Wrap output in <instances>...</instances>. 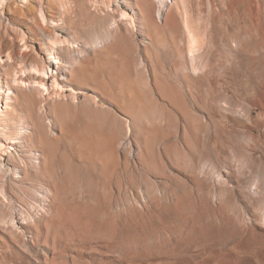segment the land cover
Segmentation results:
<instances>
[{
    "label": "rangeland",
    "instance_id": "rangeland-1",
    "mask_svg": "<svg viewBox=\"0 0 264 264\" xmlns=\"http://www.w3.org/2000/svg\"><path fill=\"white\" fill-rule=\"evenodd\" d=\"M71 1L79 9L57 25L58 0H8L0 13L1 95L13 86L15 115L34 103L45 139L28 141V124L18 176L0 172V264H264V0H185L209 52L197 73L176 56L175 0H151L153 46L143 0ZM45 50L75 64L58 70ZM34 57L72 82L71 105L51 80L42 96L13 84L37 76Z\"/></svg>",
    "mask_w": 264,
    "mask_h": 264
},
{
    "label": "bare ground",
    "instance_id": "bare-ground-1",
    "mask_svg": "<svg viewBox=\"0 0 264 264\" xmlns=\"http://www.w3.org/2000/svg\"><path fill=\"white\" fill-rule=\"evenodd\" d=\"M7 1L8 0H0V10H1L0 13H1V15H2V10H5L4 8H6V7H4V5H7V3H9ZM107 1H109V0H99L98 2H95L94 6H93L94 9L95 10L98 9L99 3L107 5ZM14 2H15V0H14ZM18 2L23 6L31 7V9L32 8L34 9V7L31 4L33 2V0H18ZM39 3H40V1H39ZM160 3H162V0L160 1ZM175 3H176V11L179 12V16H180V22L179 23H180V29L182 32V41H180V43L176 44L174 47L175 52H176V56H177V58L179 57L181 59H185V62L189 61L191 71L193 73H197V71H199L201 67L209 66V52H208V50L204 51L205 39H204V35L202 32V28L200 26V23L193 20V18L191 16V12L188 10V8L185 5V0H175ZM134 5H135V8L138 10V14L141 17V21H139V22L145 28L147 34L149 35V38H151V46H153L154 39L151 36V33L156 32L155 27H154V23H153V20L156 19V17L153 16V13L155 10V5L153 4V2L151 0L136 1ZM100 6H102V5H99V7ZM116 6L119 8V4H117ZM57 7H58V11H61V12H57L59 14V16H58V19L56 21L52 20L53 21L52 23H54V25H57V23H59V22H64V19L62 18V16H65L66 14H69L70 12H72L73 14H76L75 12L77 9H79L78 8L79 4H77L76 2L71 1V0H58ZM24 9L26 10V8H24ZM38 9H39V11H38L39 12V18L44 23L45 22V17H44L45 13L43 14L42 6L40 4H38ZM17 10H18V8H17ZM20 10H22V9H20ZM34 12H35V10H34ZM119 16L122 18V20L126 19L127 20L126 24L129 27H132L133 19L131 17H129V15L122 12V10H121ZM75 17H78V16L75 15ZM2 18H3V15H2ZM128 18L130 20H128ZM162 18L164 19V17H162ZM4 19H7V18H4ZM36 21H37V19H36ZM5 22H6V20H5ZM36 23L38 24V22H36ZM85 23H87V22H85ZM163 24L165 26H167L168 22L166 19H164ZM43 34L45 35V33H43ZM156 34H157V32H156ZM109 37H110V34L107 33L105 36V40H107ZM47 38L49 41H51L54 39L56 40L57 37L55 35H53L52 33H49L47 35ZM66 43H67V45H70V43H68L67 41H61V42L58 41L59 45L60 44L65 45ZM99 44H101V42H99ZM22 47H24V46H22ZM70 47H71V45H70ZM74 47H76V46L74 45ZM26 48H27V46H26ZM51 49H53V48H51ZM66 49L68 51L69 46H67ZM152 50H153V47H152ZM45 53L49 57V59L52 60V62L55 64V66L57 67L58 70H60L61 68H69V66H72L75 64L74 60L66 62V61H63V60L55 57L54 56L55 51H54V53H52L51 51L45 50ZM12 58H13V56H12ZM0 62H1V59H0ZM53 63H51V64H53ZM0 67H2V66L0 65ZM23 70H24V68L20 69L18 71V73H24ZM27 70L35 73L37 76H28L25 79H23V77L21 78L20 76H18L16 78V75H17V73H16L14 75L15 78L12 80L13 84H15L19 87H23L22 85H25L26 82L27 83L30 82L35 86L34 90L37 92V94L39 96H42L43 92L46 93L48 91L47 85H48L49 81L51 80L52 86H54L56 88L55 94L58 97L64 96L63 89L65 87H68L66 89H68V91L70 92V101L67 102V104L71 105V103H73L76 100L75 95H76L77 91H75L71 87L72 82L70 80L64 78V77L60 80H58L59 77L57 78L56 76L48 77V71L50 70V67L45 66V63L43 62V60H41L39 62L34 57V59H32L31 62L29 63V65L27 66ZM65 72L69 73L67 70ZM11 73L12 72H9L8 74H11ZM39 75L43 76L44 78L40 77ZM45 77H47V78L45 79ZM2 85H3V81H2V78L0 76V134H2V136H3V137H0V172L5 173V172L11 171L9 168L5 169V166H8L11 169L13 168L12 174L13 175L17 174V176H18V173L16 171L17 170L16 164L19 162L24 163L23 158L19 155L18 152H25V150H24L25 147L23 146V139L24 138H23L22 134L28 132V129H27L28 124H30V126L32 127V129L34 131V134H31V135L29 134L25 137L28 141L31 142L33 136H35V138L39 142V144L42 146H45V142H44L45 139H44V134H43V128H42V125L40 122L41 117L38 116L37 113H35L34 103H32L30 100L29 101L25 100V102L23 104V108H24L23 112L16 114V115L13 114V112L8 111L10 108V101L12 100V97L14 96V93L12 91L13 86H10V85L7 86L6 85V93L4 92V94L1 95V91L3 89ZM66 89H64V90H66ZM3 105H4V110H2ZM40 111H41V108L39 109V112ZM68 113H69V111H68L66 105L65 104L61 105L60 115L66 116V115H68ZM23 120H27L28 123L24 124ZM54 123H55V125L59 126L61 129H64V127H65V125L61 121H59V118H57V120H55ZM68 123H69V121H68ZM24 125H26V127H24ZM67 136H68V134H67ZM8 140H11V141L7 145H5V143L3 141H8ZM10 144L18 145L22 149H20V151H18V149L16 147L14 148ZM7 151L9 153H7V155H6L7 156V162L5 163V160L2 157H3L4 153H6ZM19 171H21V170H19ZM40 171L42 172L41 177H40L42 183L46 184L47 186H51V187L55 188L56 185H55L54 178L52 177V173H51L50 169H48L46 167H40ZM23 173H25V172H23ZM21 180L24 181L25 179L22 178ZM4 198H5V196H4ZM23 223H25V222H23Z\"/></svg>",
    "mask_w": 264,
    "mask_h": 264
}]
</instances>
